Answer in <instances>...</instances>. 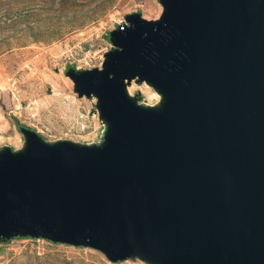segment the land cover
<instances>
[{
	"label": "water",
	"instance_id": "1",
	"mask_svg": "<svg viewBox=\"0 0 264 264\" xmlns=\"http://www.w3.org/2000/svg\"><path fill=\"white\" fill-rule=\"evenodd\" d=\"M157 1L158 19L133 12L110 31L101 67L67 71L96 100L98 142L19 126L22 147H0V243L264 264V0Z\"/></svg>",
	"mask_w": 264,
	"mask_h": 264
},
{
	"label": "rangeland",
	"instance_id": "2",
	"mask_svg": "<svg viewBox=\"0 0 264 264\" xmlns=\"http://www.w3.org/2000/svg\"><path fill=\"white\" fill-rule=\"evenodd\" d=\"M133 12L155 20L163 7L157 0H0V147H22L19 126L48 140L101 139L103 123L91 115L96 100L79 97L67 71L101 67L113 48L110 31ZM128 89L150 104L160 98L146 83L133 81ZM0 264L146 263L111 262L93 248L19 237L0 243Z\"/></svg>",
	"mask_w": 264,
	"mask_h": 264
},
{
	"label": "trees",
	"instance_id": "3",
	"mask_svg": "<svg viewBox=\"0 0 264 264\" xmlns=\"http://www.w3.org/2000/svg\"><path fill=\"white\" fill-rule=\"evenodd\" d=\"M71 68H75V66H74V65H72V66H71Z\"/></svg>",
	"mask_w": 264,
	"mask_h": 264
},
{
	"label": "bare ground",
	"instance_id": "4",
	"mask_svg": "<svg viewBox=\"0 0 264 264\" xmlns=\"http://www.w3.org/2000/svg\"><path fill=\"white\" fill-rule=\"evenodd\" d=\"M133 86L130 87V90H132Z\"/></svg>",
	"mask_w": 264,
	"mask_h": 264
}]
</instances>
